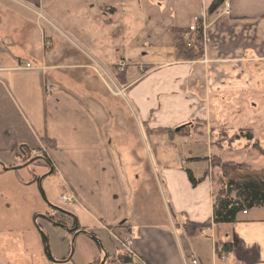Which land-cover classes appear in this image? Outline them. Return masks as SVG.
Segmentation results:
<instances>
[{
	"label": "crops",
	"instance_id": "obj_1",
	"mask_svg": "<svg viewBox=\"0 0 264 264\" xmlns=\"http://www.w3.org/2000/svg\"><path fill=\"white\" fill-rule=\"evenodd\" d=\"M121 1V21L114 8L110 19H96L103 28L108 23L115 28L108 39L114 54L108 57V68L125 64L119 77L122 94L111 96L102 87L94 89L97 80L90 66L92 60L104 61L108 35L95 44L76 35L72 40L44 17L39 10L43 0H0V247L5 248L0 264H13L10 253L16 246L25 254L35 247L36 219L47 222L40 215L59 207L48 198L53 197L52 186H43L48 176L59 181V200L61 194L72 198L66 211L73 216L76 210L95 231L108 234L113 248V240L120 244L131 238L134 263L184 264L192 253L201 264H264V205L240 214L235 223L216 227L210 222L188 236L184 217L211 220L215 187L211 174L195 186L188 179L185 167L196 178L203 176V170L194 171L188 163L203 156L193 154L180 164L170 158L181 141L171 136L177 127L209 125L217 99L245 93L256 97L250 108L262 119L257 139L264 148V0H224L209 17L212 0ZM26 11L34 14V21ZM39 19L66 35L84 59L67 52L72 62L64 64L65 51L48 58L46 51L54 45ZM194 23L202 27V53L185 58L178 52V34ZM190 50L198 52L193 44ZM83 87L95 97L110 95L125 107L138 138L145 139V130L151 149L144 159L152 185L141 201L135 190L129 202L111 152L114 139L82 99ZM96 104L106 119L119 106ZM166 144L173 148L169 151ZM207 151V157L216 154L210 145ZM30 154L50 160L42 176L34 175L40 176L36 181L33 169L22 165ZM4 231L9 232L6 237ZM21 232L32 235V244L27 236L17 240ZM226 238L232 250L219 254L217 247ZM70 259L58 262L69 264Z\"/></svg>",
	"mask_w": 264,
	"mask_h": 264
},
{
	"label": "rangeland",
	"instance_id": "obj_2",
	"mask_svg": "<svg viewBox=\"0 0 264 264\" xmlns=\"http://www.w3.org/2000/svg\"><path fill=\"white\" fill-rule=\"evenodd\" d=\"M100 6L102 7L100 8ZM111 8L117 10L116 14L118 15L116 17L121 21L124 14L122 12L121 0H43V9L39 10L42 11L44 17L48 19L49 22L60 25L65 34L72 40L74 35H76L80 41H89L95 44L98 41L101 42V40H104L105 36L108 35L105 39L107 44V47L104 48V52H106L104 57L105 62L102 60H92L90 66L97 80V83L94 82V89L98 90L99 87H102L112 96L113 93L116 95L122 94L119 77L123 73L118 72V65L114 66L112 70L109 69L110 63L108 62V57H112L114 54L112 55L110 48H108V39L111 37L115 28L114 25H110V23H108L107 28H103L100 25L102 24L101 22H96V19L102 21H105L106 18L110 19L113 15ZM26 12L28 15L27 18L30 17L34 21V14L28 11ZM38 24L41 30H45L46 35L52 40L54 45L52 51H46L48 58H54L57 54H60V52L62 53L65 51V57L62 58V63L64 64L72 62L70 56L68 55L67 57V52L74 53L76 56L84 59L82 57V52L70 44L71 41L66 35L63 36L58 33L43 19H39ZM37 29L38 28H36V30ZM39 34L40 32L38 35ZM97 47H100L99 43L96 44V48ZM94 93L96 94L98 91ZM92 94V90H87L84 87L81 90L82 99L84 101L88 100L87 103L102 122L103 130L108 131V135L114 139L111 152L118 167L129 202L133 201V191L135 190L137 191V199L141 201L142 197H145V193H148L152 185L151 181L148 180L149 173L146 168L147 160H145L148 158L147 153L151 149L149 138L146 137L144 129L145 139L142 140L138 138L133 122L129 114H127L128 111L125 107L120 106L118 104L119 102L113 100L110 95H108V98L111 100L109 103L108 98H101L100 95L95 97V95ZM251 98L255 99L256 97L255 95L245 93L224 97L219 100L217 99L216 103L212 104L211 107L209 125L207 122H201L193 131L192 129H184L183 127L177 131V134L171 135L181 141L176 143L170 158L176 162L175 164H180L182 158L196 155L208 156L207 147L210 145L215 148L216 151V154H211V156H219L221 162H245L250 165V170L264 171V156L251 149V145L248 144L246 140L241 139L232 143H227L225 140H218L222 137L220 133L223 130L230 136L235 132L238 133L240 128H252L254 133L255 130L257 131L255 137L258 138L260 136L261 131L259 125L261 123L260 121H262V119H260L262 116L259 118L260 121L257 120L258 118L256 119L254 117V112H252L250 108L251 102L254 99L251 100ZM90 99L96 102L99 101L103 104L107 102L108 105L118 104L119 106L114 105L113 115L108 113V118L106 119L104 110ZM258 115H261V113H258ZM114 121L118 123V127L115 126ZM212 141H216V145L213 144ZM165 147L169 151L173 148L170 144H166ZM35 156L36 154H30L27 157L29 160L26 162L25 159L27 158H24L22 165L32 168L33 175L39 174L42 176L47 171L46 166L41 164V162L34 161V158H31ZM209 160H207V162L205 160L188 161V163L189 167L193 168L194 171H198L203 170L207 164L211 165V163H213ZM21 173L25 175L26 170H23ZM218 173H221L219 166H212L208 170V174L212 175L213 183L215 179H217ZM58 184L59 181L55 177L48 176L43 186L45 188H47V186H52L53 197L47 194L48 198L60 208L69 210V203H62L60 201L61 199L59 200ZM144 190L146 192H144ZM49 211L53 213L52 209ZM60 219L62 220L61 224L63 226H52L49 222L39 220L41 228H36V234H34L36 239L35 247L31 246L32 249L30 247L29 252L25 254L20 253V249H18L19 246H16V248L18 247L17 250L14 253H10V259L13 264H50L51 262H53V264H60L58 261L63 258H71L69 264H119L116 260L119 254H130L132 257V254L121 244H118L116 240H113V245L115 247L113 248L111 246L112 239L108 238V234H104L98 230L95 231L93 229L94 225L89 222V220H86L83 215L77 214L76 210H74L73 216H67L65 218L60 217ZM75 219L77 224H80L81 228L85 231V233L80 232L78 236H75V232L71 230L74 227ZM8 233V231H4V237H6ZM21 233L16 234L17 240H19V236L24 238L27 236L28 243L32 244V235L27 232ZM86 233H92L91 235H94L100 241L101 245H98L97 242L87 236ZM43 235L46 237L49 253L45 249ZM1 244L3 247L4 244L2 242ZM110 246L112 248H110ZM11 248L13 247L11 246ZM36 248L40 250L39 253L36 252ZM109 249L112 250L110 251ZM0 250H5V248L0 247Z\"/></svg>",
	"mask_w": 264,
	"mask_h": 264
},
{
	"label": "trees",
	"instance_id": "obj_3",
	"mask_svg": "<svg viewBox=\"0 0 264 264\" xmlns=\"http://www.w3.org/2000/svg\"><path fill=\"white\" fill-rule=\"evenodd\" d=\"M224 0H212L207 8L208 17L214 14L219 7L223 4ZM184 32V31H183ZM182 32V33H183ZM182 33L178 34V52L183 57H198L202 53V27L197 29L192 34V43L197 46L198 52L196 55L190 48H187L182 37ZM204 123V122H203ZM200 123H189L184 126V129H191L199 126ZM222 137L218 140L227 141L232 143L241 139L246 140L251 145V149L255 150L258 154L264 156V148L261 146L259 139L254 135L252 128H240L238 133L228 136L227 132L223 130ZM217 140V141H218ZM216 145V141H212ZM247 144V145H248ZM218 145V144H217ZM220 146V145H218ZM221 147V146H220ZM34 161L41 162L44 166L50 164V160L46 157H31ZM210 159V160H209ZM29 158L25 159V162ZM209 160L211 165H208L203 169V176L196 178L191 169L185 167L188 179L190 183L195 186L201 182L207 175L210 167L219 166L221 173H218L217 179H215L212 202V217L204 223L195 222L187 219L183 222V228L188 236H192L199 228L208 225L212 222L216 227L229 225L235 223L238 220V216L243 211H248L251 208L261 207L264 205V171L250 170V165L245 162H221L219 156H203V157H191L189 161H201ZM210 164V163H209ZM40 176L33 175V181L38 180ZM71 216L64 212H61L54 208L52 214H46L47 218H44L52 226H63L60 217ZM43 219V220H44ZM39 218L36 219V228H41L39 224ZM64 224V223H63ZM77 229H81L78 226ZM87 234V233H86ZM91 234H87L91 238ZM44 246L46 249V241L43 237ZM98 244V243H97ZM99 245V244H98ZM232 250V242L229 238H226L221 245V249L218 250L219 254L227 253ZM119 264H139L132 261L130 254H119L116 258Z\"/></svg>",
	"mask_w": 264,
	"mask_h": 264
},
{
	"label": "built area",
	"instance_id": "obj_4",
	"mask_svg": "<svg viewBox=\"0 0 264 264\" xmlns=\"http://www.w3.org/2000/svg\"><path fill=\"white\" fill-rule=\"evenodd\" d=\"M229 8V5L228 3L225 4V10L227 11ZM197 30V27H196V23H194L193 25L189 26V28L184 31L182 33V37L184 39V43H185V46L187 48H191L192 47V34ZM29 66V65H27ZM124 69H125V64L124 63H120L118 65V72L122 73L124 72ZM140 69H143L142 67H140ZM109 77V76H108ZM60 199L62 201V203H71L72 201V198L67 196L66 194H61L60 195ZM243 214H246V211H243ZM120 244L129 252V253H132L131 251V246H132V240L131 238H124L123 241L121 240L120 241ZM217 249H221V245H219L217 247ZM223 257V256H222ZM184 262L185 264H201L199 259L192 253H190L189 255H187L185 258H184Z\"/></svg>",
	"mask_w": 264,
	"mask_h": 264
},
{
	"label": "water",
	"instance_id": "obj_5",
	"mask_svg": "<svg viewBox=\"0 0 264 264\" xmlns=\"http://www.w3.org/2000/svg\"><path fill=\"white\" fill-rule=\"evenodd\" d=\"M184 126H185V125H181V126L177 127V128L175 129V131H179V130H180L181 128H183ZM40 181H41V178L39 179V183H40ZM43 197H44V196H43ZM55 208H56L57 210L61 211V212H64V213H66V214L72 216V214H71L70 212L64 210L63 208H60V207H55ZM40 216H41V217H44V218H47L46 215H40ZM77 228H78V224H77L76 219H75V225H74V227H73L71 230L74 231L75 233H77V232L85 233L84 230H81V229L77 230ZM43 237H44V239H45V241H46V243H47V240H46L45 235H43ZM91 238L94 239L98 244L101 245L100 241H99L94 235H91ZM46 251L49 253L48 245H47V244H46ZM105 258H106V256H105Z\"/></svg>",
	"mask_w": 264,
	"mask_h": 264
},
{
	"label": "flooded vegetation",
	"instance_id": "obj_6",
	"mask_svg": "<svg viewBox=\"0 0 264 264\" xmlns=\"http://www.w3.org/2000/svg\"><path fill=\"white\" fill-rule=\"evenodd\" d=\"M75 225V224H74Z\"/></svg>",
	"mask_w": 264,
	"mask_h": 264
}]
</instances>
